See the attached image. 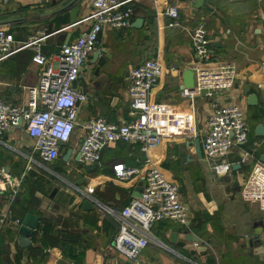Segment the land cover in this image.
Returning <instances> with one entry per match:
<instances>
[{
    "label": "crops",
    "instance_id": "1",
    "mask_svg": "<svg viewBox=\"0 0 264 264\" xmlns=\"http://www.w3.org/2000/svg\"><path fill=\"white\" fill-rule=\"evenodd\" d=\"M90 3L9 0L4 4L0 0V29L15 43L39 38L40 51L49 55L72 41L86 25L78 21L90 12ZM192 3L131 0L130 25L103 27L95 49L71 84L86 95L78 106L77 121L100 117L122 123L133 117L126 95L129 69L147 58L158 59L164 66L174 64L177 69L165 70L146 99L136 102L148 107L152 129L162 135L157 146L143 153L136 144L109 143L101 148L100 165L85 171L87 164L78 156L83 132L75 126L56 158L70 149L67 161L60 160L52 169L56 159L41 163L31 154L32 138L22 124L0 135V169L22 177L20 187H29L28 194L20 188L10 203L7 192L0 194V212L6 213L0 225V264H264L263 256L243 245L254 230L253 223L259 221L264 246V211L238 194L250 161L239 163V151L233 147L227 155L229 170L214 173V162L202 152L197 157L193 144L195 138L200 144L205 131L210 99L198 96L191 105L179 96L180 89L172 90L181 85V71L191 67L189 30L202 20L212 57L235 67L233 85L220 100L241 108L248 125L244 147L260 160L264 136L257 135L255 128L259 124L264 128V27L260 19L264 0H203L194 13ZM169 6L177 8L180 27L167 26L170 18L164 12ZM73 8H77L76 21L70 24ZM96 51L97 58L92 56ZM31 54L30 48H24L0 61V97L13 105H24L27 88L36 84L38 71ZM248 95H254L252 104H248ZM29 156L33 162H28ZM145 158L177 185L190 221L187 227L168 219L154 223L147 245L129 261L111 246L118 229L114 214L138 195L140 174L148 167ZM114 163L136 167L140 173L118 180L111 171ZM77 173L83 179L78 188L71 183ZM85 196L93 202L88 210L80 208ZM26 213L36 217V225L29 242L21 244L17 228ZM42 224L45 232L39 228ZM170 233L176 236L169 239ZM193 237L200 244L197 248L192 245Z\"/></svg>",
    "mask_w": 264,
    "mask_h": 264
},
{
    "label": "built area",
    "instance_id": "2",
    "mask_svg": "<svg viewBox=\"0 0 264 264\" xmlns=\"http://www.w3.org/2000/svg\"><path fill=\"white\" fill-rule=\"evenodd\" d=\"M9 0H1L8 3ZM131 0H91L90 12L78 22H86L77 36L61 44L52 54L40 51L39 38L15 43L12 37L0 29V61L13 53L30 48V61L38 71L36 84L28 87V101L24 105H13L0 97V135L17 121L25 124L26 134L32 138L31 154L41 163L57 158L60 142H66L75 126L82 132L79 145V160L87 165H100V151L104 145L113 142L138 145L141 152L157 146L162 135L152 129L149 110L145 104L136 102L146 99L150 90L166 71H175L174 64L164 66L158 59L147 58L131 67L127 73L126 95L133 117L122 123H113L100 117L77 121L78 106L85 101L82 91L72 88L87 55L95 49V41L103 27L112 29L130 25ZM164 14L170 18L168 27H180L177 8L169 6ZM264 27V13L260 16ZM264 40V33L262 36ZM189 43L193 55L191 89L181 88L179 96L192 105L198 96L210 99V111L205 120V131L200 137V149L205 158L212 160L217 175L226 173L230 164L227 155L231 148L239 151V163L250 161L249 169L240 183L239 197L255 203L264 211V163L244 147L247 141L248 125L239 106L222 102L221 95L234 82L235 67L230 61H219L212 57L203 21H197L189 30ZM28 162H33L32 156ZM148 167L142 172L141 189L137 196L114 214L117 220V234L111 242L115 252L133 261L147 245L150 228L154 223L173 220L187 227L190 212L181 200L178 187L165 178L163 173L145 158ZM111 171L118 180H127L139 174L136 167L121 163L111 165ZM22 177H12L0 169V194L7 192V203L20 189ZM6 213L0 212V225L5 222ZM18 224L19 220L15 219ZM197 248L200 244L193 241Z\"/></svg>",
    "mask_w": 264,
    "mask_h": 264
},
{
    "label": "water",
    "instance_id": "3",
    "mask_svg": "<svg viewBox=\"0 0 264 264\" xmlns=\"http://www.w3.org/2000/svg\"><path fill=\"white\" fill-rule=\"evenodd\" d=\"M192 2L193 3L191 4V6H192L191 12L194 13L195 10L198 9L202 5L203 0H192ZM64 6H67V5H64ZM76 11H77V8H73L69 11V22H70V24H72L76 21L75 20ZM138 22H139V19L135 20V24ZM96 40H97V38H96ZM92 56L97 58L98 52L96 51ZM181 79H182L181 85L176 87V88H173L172 90L181 89V88H187V89L192 88L193 73L189 68H186V69L181 71ZM247 99H248V104H252L251 102H253V100H254V95H248ZM17 124L18 125L22 124L23 127H25V124L21 123L20 120L17 121ZM255 133L259 136H264V128L262 127V125L259 124L256 126ZM193 144H194V151H195L196 156L200 157L201 156V149H200L199 139L195 138L193 141ZM62 145H63V142H60L58 150H59L60 146H62ZM103 147H102V149H103ZM69 153H70V149H67L66 152L59 159H56L54 161V164L52 165V169H54L57 166V164L60 160L63 162H66L67 157L69 156ZM259 159L261 162L264 163V153L260 156ZM95 167H96L95 164L86 165L84 167V170L90 171L91 169H93ZM232 168H234V165L232 166ZM141 180H142V177L140 176L139 182H138L140 187L138 188V191H140L141 186H142ZM82 182H83L82 174L77 173V174H75V177L72 179L71 183L73 186L78 188V186ZM54 191H55V188H53L51 190L49 195L51 196ZM77 192H78V190H77ZM91 203H93L92 200L88 196H85V198H83V200L80 203V208L82 210H88L91 206ZM35 225H36V217L32 214L26 213L24 215V217L22 218L20 225L17 228V235H18V239H19L21 244H25V243L29 242V237L32 234L33 230L35 229ZM253 225H254V230L252 231V233L248 237H246L243 245H244V247L246 246L248 249L254 251L255 255L264 257V246H263V243L261 242V239H260L261 227H262L263 223L259 222V221H257V222L255 221L253 223ZM175 236H176L175 233H170L169 239H172ZM192 239H193V241L197 240L195 237H193Z\"/></svg>",
    "mask_w": 264,
    "mask_h": 264
},
{
    "label": "trees",
    "instance_id": "4",
    "mask_svg": "<svg viewBox=\"0 0 264 264\" xmlns=\"http://www.w3.org/2000/svg\"><path fill=\"white\" fill-rule=\"evenodd\" d=\"M20 188H23V193L28 194V191H29V187H28V185H27V186H22V185H21ZM18 193H19V192H18ZM18 193H17L16 195H18ZM16 195L13 197V200H15ZM13 200H12V201H13ZM39 228H40L43 232H45L46 226H45L44 224H42V225H39Z\"/></svg>",
    "mask_w": 264,
    "mask_h": 264
},
{
    "label": "rangeland",
    "instance_id": "5",
    "mask_svg": "<svg viewBox=\"0 0 264 264\" xmlns=\"http://www.w3.org/2000/svg\"><path fill=\"white\" fill-rule=\"evenodd\" d=\"M255 208H256V206H255Z\"/></svg>",
    "mask_w": 264,
    "mask_h": 264
}]
</instances>
